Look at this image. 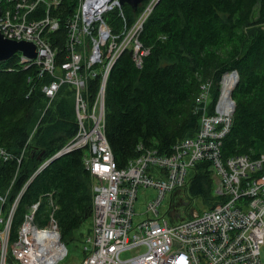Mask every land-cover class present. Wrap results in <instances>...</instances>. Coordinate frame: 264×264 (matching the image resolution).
Listing matches in <instances>:
<instances>
[{"label":"trees","instance_id":"1","mask_svg":"<svg viewBox=\"0 0 264 264\" xmlns=\"http://www.w3.org/2000/svg\"><path fill=\"white\" fill-rule=\"evenodd\" d=\"M58 1L49 16L60 25L48 40L57 52L56 64L61 65L68 57L69 24L78 0ZM149 2L136 10L129 4L115 6L103 20L112 33H122L123 40ZM46 16L47 6L40 3L28 19L40 21ZM263 25L264 0H159L138 34L143 49L149 51L142 67L128 48L108 80L106 137L118 167L139 155L140 144L169 155L179 140L194 137L200 126L201 112L195 105L200 79L216 82L212 104L217 83L231 70L238 71L240 81L233 93L237 106L222 157L255 159L264 154ZM50 80L36 65L24 69L19 56L0 63V217L8 218L19 197L11 225L14 241L34 204L40 202L35 217L40 227L47 225L53 204L62 241L68 246L92 217L93 179L84 165L85 149L53 159L34 175L78 130L74 88L63 85L47 107L43 88ZM89 88L91 93L97 90V80ZM1 150L9 154L7 159ZM190 173L191 194L214 207L219 199L210 162L197 163ZM84 257L82 250L81 261ZM10 263L14 264L12 259Z\"/></svg>","mask_w":264,"mask_h":264},{"label":"built area","instance_id":"2","mask_svg":"<svg viewBox=\"0 0 264 264\" xmlns=\"http://www.w3.org/2000/svg\"><path fill=\"white\" fill-rule=\"evenodd\" d=\"M159 0H150L138 22L122 40L112 33L103 14L118 6L117 0H78L69 24L67 59L56 64V50L48 35L59 28V21L49 16L58 0H0V31L10 40L35 45L36 58L18 53L19 64L28 69L34 65L41 76L50 77L43 92L47 107L63 85L75 90L78 123L76 135L51 159L78 149H85V168L93 184L91 230L82 249L85 257L79 264H264V154L252 159L237 155L222 157L221 147L230 132L236 100L233 93L240 81L237 70L225 72L216 85L213 80L200 84L196 111L201 112L200 126L192 138L179 140L169 155L143 144L139 155L119 168L106 137V94L109 76L116 60L132 47L133 58L142 67L143 49L138 34ZM40 3L47 6V16L29 20L28 15ZM137 35L136 37H134ZM97 80L91 93L89 83ZM5 159L9 154L1 150ZM21 161V158H20ZM210 162L215 174V196L218 203L200 214L175 223L160 216V206L169 193L183 188L189 172L199 162ZM144 197L153 189L142 213L136 212L139 190ZM2 201L5 199L1 198ZM14 203L6 220L0 217V264H59L68 256L67 245L57 219L56 206L46 226L35 222L40 202L26 213L17 238L11 241ZM147 217L134 223L137 215ZM131 255L122 259L121 255Z\"/></svg>","mask_w":264,"mask_h":264},{"label":"rangeland","instance_id":"3","mask_svg":"<svg viewBox=\"0 0 264 264\" xmlns=\"http://www.w3.org/2000/svg\"><path fill=\"white\" fill-rule=\"evenodd\" d=\"M144 12V11H143ZM139 19V18H138ZM136 21L135 25L137 24ZM264 28V25H263ZM135 35L134 37H136ZM223 52L220 53L222 55ZM208 79V78H207ZM211 79V78H210ZM202 80L200 82L203 83L206 80ZM191 172V171H190ZM189 172L188 180L186 185L181 188L179 191L174 193H169L163 200L159 210L160 216L166 218L169 222L174 221V216L179 217L178 220H186L191 217V215L200 214L203 211L209 208V200H206L202 196H194L190 191V176ZM148 197H144V191L141 188L139 190V196L136 203V212L142 213L146 210V205L148 199L155 195V191L153 189L148 190ZM146 215H137L134 219V223L139 222L146 218ZM91 226V218L74 234V240L67 246L68 248V256L62 260L59 264H79L82 258V240L88 234V231ZM130 253H125L121 255L122 259H126L130 256ZM262 260L264 262V246L262 248Z\"/></svg>","mask_w":264,"mask_h":264},{"label":"water","instance_id":"4","mask_svg":"<svg viewBox=\"0 0 264 264\" xmlns=\"http://www.w3.org/2000/svg\"><path fill=\"white\" fill-rule=\"evenodd\" d=\"M114 1V0H113ZM145 0H117V5L119 7L129 4L134 10H136ZM0 16H1V7H0ZM18 53H22L29 59H35L36 48L35 45L29 42H20L14 41L5 38L0 31V63L7 62L12 59L14 56H17ZM133 50L130 51V54L133 55Z\"/></svg>","mask_w":264,"mask_h":264}]
</instances>
